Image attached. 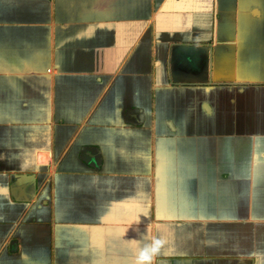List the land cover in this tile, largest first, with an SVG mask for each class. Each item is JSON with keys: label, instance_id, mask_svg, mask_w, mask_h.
<instances>
[{"label": "crops", "instance_id": "0c3cea01", "mask_svg": "<svg viewBox=\"0 0 264 264\" xmlns=\"http://www.w3.org/2000/svg\"><path fill=\"white\" fill-rule=\"evenodd\" d=\"M154 239L264 264V0H0V264Z\"/></svg>", "mask_w": 264, "mask_h": 264}, {"label": "clouds", "instance_id": "9594fccd", "mask_svg": "<svg viewBox=\"0 0 264 264\" xmlns=\"http://www.w3.org/2000/svg\"><path fill=\"white\" fill-rule=\"evenodd\" d=\"M164 243L161 239H154L150 245L140 249L133 258V264H152L156 253Z\"/></svg>", "mask_w": 264, "mask_h": 264}, {"label": "bare ground", "instance_id": "6f19581e", "mask_svg": "<svg viewBox=\"0 0 264 264\" xmlns=\"http://www.w3.org/2000/svg\"><path fill=\"white\" fill-rule=\"evenodd\" d=\"M46 154V153H45ZM45 154H44V156H45ZM43 155V154H42ZM42 158H43V156H42ZM41 160V159H40Z\"/></svg>", "mask_w": 264, "mask_h": 264}]
</instances>
